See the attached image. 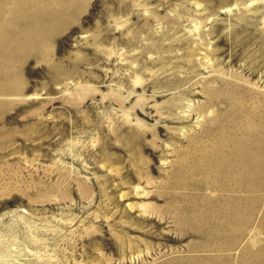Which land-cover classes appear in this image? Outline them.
I'll return each instance as SVG.
<instances>
[{"label":"rangeland","instance_id":"rangeland-1","mask_svg":"<svg viewBox=\"0 0 264 264\" xmlns=\"http://www.w3.org/2000/svg\"><path fill=\"white\" fill-rule=\"evenodd\" d=\"M0 264H264V0H0Z\"/></svg>","mask_w":264,"mask_h":264}]
</instances>
